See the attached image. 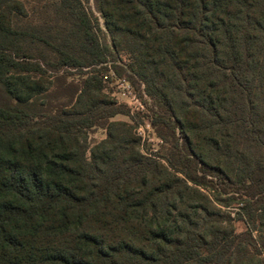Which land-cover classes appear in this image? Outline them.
Listing matches in <instances>:
<instances>
[{"label":"trees","instance_id":"1","mask_svg":"<svg viewBox=\"0 0 264 264\" xmlns=\"http://www.w3.org/2000/svg\"><path fill=\"white\" fill-rule=\"evenodd\" d=\"M93 2L0 0V264H264V0Z\"/></svg>","mask_w":264,"mask_h":264},{"label":"rangeland","instance_id":"2","mask_svg":"<svg viewBox=\"0 0 264 264\" xmlns=\"http://www.w3.org/2000/svg\"><path fill=\"white\" fill-rule=\"evenodd\" d=\"M25 1H29V0H25ZM84 3L85 6H87V8L91 9L95 13V15L99 17L100 25L104 30L103 18L100 16L98 12H96L94 8L93 0H84ZM121 60L123 61V64H129V60L126 56H124V54L121 55ZM71 79L72 77L70 78V80ZM124 79L125 77L123 76L122 77L114 76L112 72H108L104 76V81H105L104 89H103L104 95H106L110 99H114L119 104L126 106V108L130 111L129 114L131 118L125 115L118 114L113 118V120L134 124V126L136 127L135 128L136 137L139 139L140 142L141 152L143 154L155 153L161 149L162 141L158 138L154 128L151 126L149 122V115L151 114L150 108L152 106V102L149 99V97H147L144 94L143 85L133 86L131 83H128L132 89L131 90L132 93H134L138 97L140 102L143 104V108L137 107V105L134 104V102L128 97V95L124 91L125 90L123 87ZM106 134H107L106 131L103 129H93L88 133L87 143L90 146L94 145L95 143H99L100 141L106 138ZM207 195L210 198H212L210 193H207ZM238 207H239L238 204H234L230 208L219 205V210H221L222 212L228 211L231 213V216L233 217L234 216L233 213L237 211L236 209H238ZM234 223L237 232H241L245 229V225L243 223L241 222H234Z\"/></svg>","mask_w":264,"mask_h":264},{"label":"built area","instance_id":"3","mask_svg":"<svg viewBox=\"0 0 264 264\" xmlns=\"http://www.w3.org/2000/svg\"><path fill=\"white\" fill-rule=\"evenodd\" d=\"M129 82L127 80H123V87H124V91L126 92V94L128 95V97L134 102V104L137 105V107H141L143 108V104L140 102V100L138 99V97L132 93V89L128 84Z\"/></svg>","mask_w":264,"mask_h":264}]
</instances>
